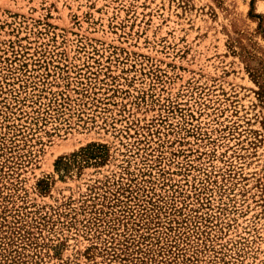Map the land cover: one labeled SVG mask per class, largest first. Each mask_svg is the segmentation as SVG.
Returning a JSON list of instances; mask_svg holds the SVG:
<instances>
[{
  "label": "rangeland",
  "instance_id": "obj_1",
  "mask_svg": "<svg viewBox=\"0 0 264 264\" xmlns=\"http://www.w3.org/2000/svg\"><path fill=\"white\" fill-rule=\"evenodd\" d=\"M0 264H264V0H0Z\"/></svg>",
  "mask_w": 264,
  "mask_h": 264
}]
</instances>
